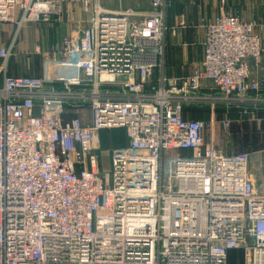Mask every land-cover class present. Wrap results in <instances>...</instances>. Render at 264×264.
Masks as SVG:
<instances>
[{"label":"built area","instance_id":"2783aa9c","mask_svg":"<svg viewBox=\"0 0 264 264\" xmlns=\"http://www.w3.org/2000/svg\"><path fill=\"white\" fill-rule=\"evenodd\" d=\"M97 1L88 25L47 52L44 68L63 69L53 79L6 75L13 43L0 47V264H228L231 251L264 264V193L248 153L219 150L205 140L213 120L183 108L261 122L264 78L250 77V63L260 68L263 25L201 17L200 64L174 78L164 74L165 0L148 13ZM56 6L0 0V23L49 22ZM219 126L228 132L230 118ZM121 127L127 144L102 171L98 133Z\"/></svg>","mask_w":264,"mask_h":264},{"label":"crops","instance_id":"0c3cea01","mask_svg":"<svg viewBox=\"0 0 264 264\" xmlns=\"http://www.w3.org/2000/svg\"><path fill=\"white\" fill-rule=\"evenodd\" d=\"M58 4L61 16L58 20L39 24L40 28L33 31L28 22L18 29L15 23H0V47L12 46V55L7 61L5 74L8 76H36L55 78L63 69L53 64L44 68L47 52L60 42L62 36L78 30V22L85 21L87 14L81 8L83 0H49ZM164 34V74L168 77H184L192 73L200 64L202 58L203 27L199 23L201 17L211 19L220 13L238 15L245 20H252L263 25L256 27L264 43V0H165ZM98 5L107 11H122L133 9L139 13H148L150 0H98ZM61 18V19H60ZM180 21L185 27H180ZM45 24V25H44ZM88 25V24H87ZM35 32V33H34ZM17 34V35H16ZM19 34L21 40L19 41ZM30 44L28 51L23 50L21 42ZM42 43V45H41ZM38 47L40 53L34 51ZM26 51V53H25ZM32 52L36 58L27 59V53ZM23 57H15V56ZM42 62V64H41ZM250 77L264 78V52L260 68L250 63ZM3 74L0 72V82ZM209 85L208 82H205ZM264 92V88L262 89ZM231 114V113H230ZM234 117L236 114L234 112ZM256 188L264 193V181L257 180Z\"/></svg>","mask_w":264,"mask_h":264},{"label":"rangeland","instance_id":"374dc122","mask_svg":"<svg viewBox=\"0 0 264 264\" xmlns=\"http://www.w3.org/2000/svg\"><path fill=\"white\" fill-rule=\"evenodd\" d=\"M81 8L84 13L87 14L85 21L78 22L77 28L85 27L88 24L90 17L93 14L92 0L88 4H84V0L81 2ZM53 9V14L50 15V22L58 20L61 16V11L57 4L56 9ZM55 11H58V18L55 17ZM234 15V14H233ZM237 15V14H236ZM238 16V15H237ZM61 19V18H60ZM47 23V22H44ZM40 22H28L27 26H31L33 31L40 28ZM45 25V24H44ZM35 33V32H34ZM17 35V34H16ZM21 40L19 34V41ZM20 45L24 46L23 50L28 51L30 49V44L28 41L26 43L21 42ZM42 45V43H41ZM25 51V53H26ZM23 57V56H15ZM36 58L41 60L38 56L35 57L32 52L27 53V59ZM42 64V62H41ZM157 74V73H155ZM179 78V77H174ZM264 94V93H262ZM184 113L189 118L202 119V120H213L214 131L213 135L209 134L208 130L204 131L205 140L212 141L215 147L224 153H248L250 172L253 177L254 184L256 185L257 180L264 181V109L255 111L259 117H261V122L259 124L253 122L251 117L240 118L235 109L226 110L224 106H214L210 108L207 105L198 106H187L183 107ZM230 111V113H229ZM236 114V117L233 114ZM228 117L231 121V126L228 132L221 130L219 124L220 119ZM127 131L125 128H111L100 130L96 140V147L94 154L97 155L98 165L102 171H109V155L110 152L116 147H124L127 144ZM114 148V149H113ZM232 264L237 263L231 259Z\"/></svg>","mask_w":264,"mask_h":264},{"label":"trees","instance_id":"16d2710c","mask_svg":"<svg viewBox=\"0 0 264 264\" xmlns=\"http://www.w3.org/2000/svg\"><path fill=\"white\" fill-rule=\"evenodd\" d=\"M231 259H233L234 261H237V263H241V256L237 252H234V251L229 252L228 264H232Z\"/></svg>","mask_w":264,"mask_h":264}]
</instances>
